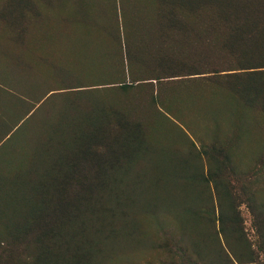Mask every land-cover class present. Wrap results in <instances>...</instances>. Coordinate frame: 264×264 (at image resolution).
I'll use <instances>...</instances> for the list:
<instances>
[{
  "label": "trees",
  "instance_id": "1",
  "mask_svg": "<svg viewBox=\"0 0 264 264\" xmlns=\"http://www.w3.org/2000/svg\"><path fill=\"white\" fill-rule=\"evenodd\" d=\"M0 264H264V0H0Z\"/></svg>",
  "mask_w": 264,
  "mask_h": 264
},
{
  "label": "rangeland",
  "instance_id": "2",
  "mask_svg": "<svg viewBox=\"0 0 264 264\" xmlns=\"http://www.w3.org/2000/svg\"><path fill=\"white\" fill-rule=\"evenodd\" d=\"M243 164L247 162L246 155H243L242 157ZM243 167V165H241ZM239 211L242 217L244 230L247 234V237L249 238L250 242L252 243L253 247L256 248L258 244V237L256 233V229L254 226L253 217L248 209V207L243 203L239 207Z\"/></svg>",
  "mask_w": 264,
  "mask_h": 264
}]
</instances>
